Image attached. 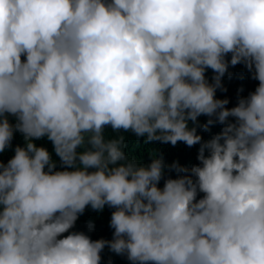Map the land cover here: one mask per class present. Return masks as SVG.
<instances>
[{"label": "clouds", "instance_id": "1", "mask_svg": "<svg viewBox=\"0 0 264 264\" xmlns=\"http://www.w3.org/2000/svg\"><path fill=\"white\" fill-rule=\"evenodd\" d=\"M237 64L258 83L227 107ZM124 133L199 145L198 163H144ZM9 149L0 264H264V0H0ZM106 206L111 239L75 229Z\"/></svg>", "mask_w": 264, "mask_h": 264}, {"label": "trees", "instance_id": "2", "mask_svg": "<svg viewBox=\"0 0 264 264\" xmlns=\"http://www.w3.org/2000/svg\"><path fill=\"white\" fill-rule=\"evenodd\" d=\"M228 71L232 73L231 77H229L226 73L222 78V84L226 91L218 89L216 96L221 99L228 98L229 104L227 107H233L237 102V95L246 96L250 91H254L258 82L251 79L250 73L242 64L230 66ZM212 75V71L208 69L206 71V76L211 79ZM241 89L242 91H240ZM198 119L201 123H205L207 121V117L205 116H201ZM221 127L222 126L220 124H214L209 126L208 131L198 129V132L202 135L203 139H208L211 135L218 133ZM106 132L109 135L112 134L110 128L107 129ZM124 135L126 136V151L144 163H148L150 161V156L148 154L150 149L162 154L167 164H171L173 161H178L181 165L190 167L191 165L198 163L196 156L199 145L188 147L183 142H178L175 146L171 144H162L160 142L145 144L143 138L138 139L132 133H124ZM22 143L23 141L21 135L16 133L13 140V147L16 144ZM36 144L38 146H45L50 152L52 151L51 142L47 141L46 138L36 141ZM12 154L11 149L5 153H0V160L7 162V160L11 158ZM53 159L58 161V158L54 153ZM172 175L175 176V173L173 172ZM162 184L163 181H161V186ZM112 211L113 210L107 206L100 212L87 208L76 222L75 229L87 232V223L92 221L94 223V230L89 233L92 239H111L113 230L110 228L109 222ZM101 257V264H129L125 257L116 255L110 252L107 248L102 251Z\"/></svg>", "mask_w": 264, "mask_h": 264}]
</instances>
